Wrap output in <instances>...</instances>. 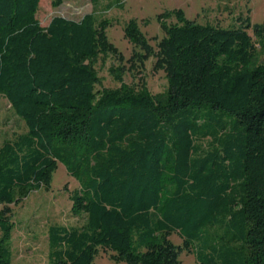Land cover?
I'll use <instances>...</instances> for the list:
<instances>
[{"label": "trees", "instance_id": "obj_1", "mask_svg": "<svg viewBox=\"0 0 264 264\" xmlns=\"http://www.w3.org/2000/svg\"><path fill=\"white\" fill-rule=\"evenodd\" d=\"M39 1L0 0V97L26 127L0 147V264H12L8 207L48 190L58 164L78 183L71 214L85 223L49 227V264H94L100 248L124 264H178L182 252L264 264V24L201 26L177 10L163 15L176 23L162 25L155 53L130 20L129 61L155 56L165 73L151 95L122 67L108 69L119 87H102L97 63L122 61L109 21L43 28Z\"/></svg>", "mask_w": 264, "mask_h": 264}, {"label": "rangeland", "instance_id": "obj_2", "mask_svg": "<svg viewBox=\"0 0 264 264\" xmlns=\"http://www.w3.org/2000/svg\"><path fill=\"white\" fill-rule=\"evenodd\" d=\"M180 10L186 20L201 26L220 29L239 27L246 18L250 24H264V0H101L93 4L92 0H41L36 19L41 27H46L54 17L70 21H79L84 16L93 14L98 20L111 23L106 31L109 43L122 56V61L111 56L96 65L102 87L116 89L119 84L109 75L110 67L124 68L123 82L137 88L146 85L151 95L163 93L166 88L165 73L156 66L157 58H148L142 66L132 64L134 48L124 38V28L134 20L141 34L148 40L154 52L156 44L164 37L165 24L176 23L174 16L163 18L166 13ZM251 35V33L249 32ZM260 53V48L257 47ZM261 59L264 55L259 54ZM26 132L24 123L14 115L9 104L0 97V147L5 141L15 140ZM209 140L199 143L205 148ZM78 189V183L70 177L65 168L58 164L52 176L50 188L32 192L18 205L9 206L13 224L11 234L12 264H49L47 248V231L51 226L81 228L85 217L71 214L69 195ZM2 206H0V211ZM167 239L173 245L181 246L182 239L177 233ZM178 264H196L192 253L182 252ZM94 264H124L114 258L107 249H98Z\"/></svg>", "mask_w": 264, "mask_h": 264}]
</instances>
